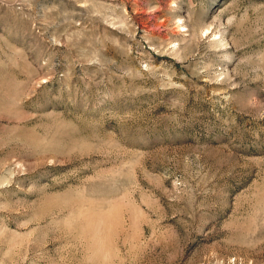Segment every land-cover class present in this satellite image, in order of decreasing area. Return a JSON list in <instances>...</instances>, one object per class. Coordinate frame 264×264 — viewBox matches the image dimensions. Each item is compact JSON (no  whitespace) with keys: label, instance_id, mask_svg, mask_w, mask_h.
<instances>
[{"label":"rangeland","instance_id":"obj_1","mask_svg":"<svg viewBox=\"0 0 264 264\" xmlns=\"http://www.w3.org/2000/svg\"><path fill=\"white\" fill-rule=\"evenodd\" d=\"M0 264H264V0H0Z\"/></svg>","mask_w":264,"mask_h":264}]
</instances>
